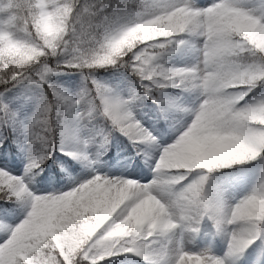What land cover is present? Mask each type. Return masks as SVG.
<instances>
[{
  "label": "snow or ice",
  "instance_id": "snow-or-ice-1",
  "mask_svg": "<svg viewBox=\"0 0 264 264\" xmlns=\"http://www.w3.org/2000/svg\"><path fill=\"white\" fill-rule=\"evenodd\" d=\"M186 48L194 63L167 65ZM107 67L137 77L132 96L95 77ZM65 70L84 81L75 97L49 79ZM17 85L35 89L26 120ZM168 88L197 93V103L182 107L163 95ZM139 95L174 121L169 144L159 146L130 110ZM101 122L159 149L151 179L93 170L64 191L30 190L25 178L54 151L87 159L77 146L103 147ZM0 126L13 128L26 153L20 176L0 168V201H14L0 203V264H103L121 253L144 264H236L257 239L264 248V0H0ZM253 161L251 187L228 203L223 192L245 170H220ZM18 208L23 216L7 223ZM205 218L225 241L220 256L184 242Z\"/></svg>",
  "mask_w": 264,
  "mask_h": 264
},
{
  "label": "rangeland",
  "instance_id": "rangeland-1",
  "mask_svg": "<svg viewBox=\"0 0 264 264\" xmlns=\"http://www.w3.org/2000/svg\"><path fill=\"white\" fill-rule=\"evenodd\" d=\"M210 2V0H197V3L204 4ZM256 0H244V3L248 6H251L255 3ZM166 63L170 67H178V66H187L195 62L194 54L190 49L179 50L176 53L171 54L165 58ZM51 77L57 76L56 74H50ZM49 76V77H50ZM61 78V84L65 88V90H71L75 96L78 95L80 89L84 86V81L82 78H71L67 76H58ZM119 89L118 95L120 98L125 99L133 95V88L129 85V81L125 78L122 79L121 82L117 85ZM34 88H26L23 94L22 100L25 102L24 111H27L26 117L28 118L31 115L33 110V105L31 100L34 93ZM26 94V95H25ZM197 93L195 92H181L178 103L183 106H194L197 103L196 100ZM151 105L149 106V108ZM130 110L133 112L135 118L140 121L144 127L149 129L154 136L157 137V142L159 146H164L172 142L175 138L176 132L173 130L172 124L174 121L170 120L168 126L163 123L160 128L154 120L148 117L145 113L138 111L134 107L133 100L129 104ZM171 117L179 118L183 113L179 111H170L167 113ZM160 129H164V132H160ZM99 132L100 138H106L103 129L98 127L96 129ZM82 137L86 140L87 134L82 132ZM128 140L131 141L128 137ZM139 142V141H136ZM140 143V142H139ZM108 142L104 144L103 147H98L94 143H86L84 145L77 146V150H82L87 159H76L72 157L70 160V164L66 165V170L68 171L67 177L60 182L57 187L39 185L34 173H30V179L28 177L25 178L27 186L33 191L35 194L41 193H54L59 191L67 190L68 188L74 186L75 184L82 182L83 180L89 178L93 174V170L97 173H104L108 176H123V177H131L133 179L140 180H148L151 179L153 172V160L158 155V148L151 146L148 142L140 143L141 150L132 156L130 154L124 155L119 158L116 162L107 163L105 161L96 160L97 156L101 149H105ZM26 163V153L24 152L23 156L19 159L16 166L9 165L8 160L0 159V168H6L7 171L11 172L16 176H20L23 172L24 165ZM255 165V164H254ZM254 165H252L251 169L245 171V179L236 184L233 187L226 189L223 192V196L228 203H234L237 198L244 195L248 189L251 187L252 182L254 180ZM18 211V215L13 218H9L6 220L9 224H15L24 214L23 209L21 208ZM189 238L185 239V243L193 248H208L211 252L220 256L223 254L225 250V241L220 236L218 239H211L209 234H204L200 237L197 233L188 234ZM263 252V255L261 252ZM117 264H136L131 258L125 259ZM236 264H264V248L261 246V242L259 239L255 241V245L251 248H247L243 254L237 261Z\"/></svg>",
  "mask_w": 264,
  "mask_h": 264
},
{
  "label": "trees",
  "instance_id": "trees-1",
  "mask_svg": "<svg viewBox=\"0 0 264 264\" xmlns=\"http://www.w3.org/2000/svg\"><path fill=\"white\" fill-rule=\"evenodd\" d=\"M57 76L49 77L50 81L54 83L57 87L62 88L66 94L71 95L75 97L74 93H72L71 90H65V88L62 86L61 78L58 76H67L71 78H82L81 74L74 70H65L63 72L55 73ZM95 77L102 83L108 85L112 91L113 94L118 96V88L117 84L121 81V78L123 75L130 81V85L137 89L139 85L137 84V77L133 74L127 71L124 68L120 67H107V68H98L96 72L94 73ZM26 88H23L21 85H17L16 88L12 90L13 93L21 92L24 94ZM32 94L35 95V89ZM260 92V86L258 85L257 88H254L252 92L248 94L247 97H245V100L249 99V97H252L254 94ZM164 96L167 99H173L175 100L178 97L179 94V88H168L164 90ZM23 94L21 96V99L23 97ZM26 95V94H25ZM119 97V96H118ZM244 101H241L243 103ZM135 106L138 110H142L146 112L148 115L152 116V119L155 120V115L151 113L147 107L149 104L153 103L152 100H150L147 96L139 95L136 99H134ZM154 104V103H153ZM158 107V106H157ZM158 112L159 108H158ZM26 113L27 111H24L23 109L19 111L18 115L19 118L22 120H26ZM160 119L158 121L168 123L169 119L163 118L160 114ZM169 117V116H168ZM99 121V118H98ZM101 127L104 129V132L107 133V139H110L108 146L101 151L99 159H105L108 161H115L117 158V153L120 149H123L125 152H131L136 151L139 149V146L135 143H130L126 141L125 136L116 130L115 128H112L110 125L107 124V122H101ZM17 133L13 131V128L11 126L3 127L0 126V138L7 141L9 145V149L7 152H0V159L8 160L9 164L15 165L14 163L20 159L22 153L24 150L19 147L17 144L12 143V138L16 136ZM0 148H3V144H0ZM117 155V156H116ZM69 155H66L64 152L61 151H54L52 156L49 157L48 160L45 161L43 165H41L40 169L36 170V177L39 181V185L42 183L48 181L47 178L48 175H50V182L47 183L51 184L52 186L57 187L61 180H63L66 177V171H65V164L68 163ZM254 162V161H253ZM250 163H246L240 166H228L226 169L220 170V172H230L235 167L240 168H248ZM38 175V176H37ZM213 177H219V172H214ZM52 180V181H51ZM214 181H210L209 183H213ZM0 203H14V201H0ZM20 209V208H18ZM208 233L213 239H218L220 236L215 233L214 228L212 227V224L209 220L206 218L201 222L199 226V230L197 234L202 237L204 234ZM132 257L137 261L138 264H144V261L140 259V257L135 256L131 253H121L114 255L112 257H108L105 259L103 264H115L116 262L121 261L124 258Z\"/></svg>",
  "mask_w": 264,
  "mask_h": 264
},
{
  "label": "bare ground",
  "instance_id": "bare-ground-1",
  "mask_svg": "<svg viewBox=\"0 0 264 264\" xmlns=\"http://www.w3.org/2000/svg\"><path fill=\"white\" fill-rule=\"evenodd\" d=\"M253 245H255V242H254L252 245H250V246L248 247V249L251 248ZM260 252H261V254L263 255V252H262V251H260Z\"/></svg>",
  "mask_w": 264,
  "mask_h": 264
}]
</instances>
